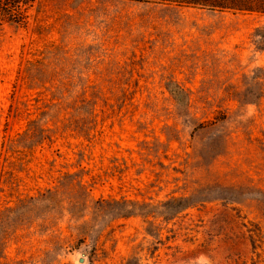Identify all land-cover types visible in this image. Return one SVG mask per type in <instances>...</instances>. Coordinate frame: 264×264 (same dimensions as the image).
Returning a JSON list of instances; mask_svg holds the SVG:
<instances>
[{
	"label": "rangeland",
	"instance_id": "rangeland-1",
	"mask_svg": "<svg viewBox=\"0 0 264 264\" xmlns=\"http://www.w3.org/2000/svg\"><path fill=\"white\" fill-rule=\"evenodd\" d=\"M30 15L0 27V264H264V16Z\"/></svg>",
	"mask_w": 264,
	"mask_h": 264
},
{
	"label": "trees",
	"instance_id": "trees-1",
	"mask_svg": "<svg viewBox=\"0 0 264 264\" xmlns=\"http://www.w3.org/2000/svg\"><path fill=\"white\" fill-rule=\"evenodd\" d=\"M179 6L199 7L212 11L264 16V0H159ZM35 0H0V27L11 24L26 26Z\"/></svg>",
	"mask_w": 264,
	"mask_h": 264
}]
</instances>
